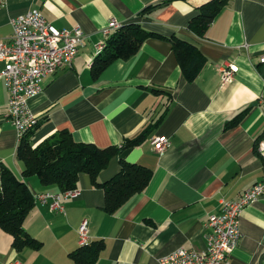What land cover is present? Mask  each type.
<instances>
[{
    "label": "crops",
    "instance_id": "1",
    "mask_svg": "<svg viewBox=\"0 0 264 264\" xmlns=\"http://www.w3.org/2000/svg\"><path fill=\"white\" fill-rule=\"evenodd\" d=\"M4 0L0 4V40L12 35L11 20L38 9L58 29L80 27L83 47L71 68H61L42 82V91L28 101L40 120L36 146L60 130L76 142L98 147L121 146L164 114L148 139L122 153L129 163L152 170L146 189L115 214L103 211L102 189L80 174L74 197L62 200L63 212L50 202H34L25 231L42 243L39 250L17 252L0 229V264H75L68 254L78 248L79 227L86 222L88 242L103 240L96 264H158L183 247L206 246L205 224L219 213L221 202L237 200L264 177V160L257 151L264 140V0H230L199 37L188 28L198 9L211 0ZM111 20L124 26L138 23L164 37L177 36L196 45L206 58L197 79L188 83L170 42L148 38L131 59L117 60L97 79L90 65L106 39ZM228 65L236 72L224 81ZM2 66L0 65V72ZM167 92L155 94L153 89ZM170 93V94H169ZM8 91L0 79V164L22 178L24 164L16 158L19 138L5 117ZM249 108L233 126L227 123ZM162 136L170 147L162 154L149 144ZM119 170L113 158L99 174L104 182ZM33 195L59 193L28 178ZM241 236L230 264H264V195L246 206L239 218Z\"/></svg>",
    "mask_w": 264,
    "mask_h": 264
},
{
    "label": "trees",
    "instance_id": "2",
    "mask_svg": "<svg viewBox=\"0 0 264 264\" xmlns=\"http://www.w3.org/2000/svg\"><path fill=\"white\" fill-rule=\"evenodd\" d=\"M172 1L174 0H162L140 14L149 12L151 7ZM229 2L230 0H211L201 6L198 14L190 19L189 30L203 37L214 17ZM148 38H161L170 42L185 81L192 83L197 79L206 64V58L196 45L175 35L161 36L144 29L138 23L120 25L106 37L103 49L90 65L92 78L97 79L117 60L131 59ZM152 92L158 94L167 90L156 88ZM248 110L249 108L236 114L227 126L239 123ZM163 115L147 124L135 137L126 139L121 146L103 148L92 143L76 142L67 130L55 132L34 146V133L42 123L38 120L35 127L22 136L16 148V158L25 167L22 178H18L8 167L0 164V229L11 237L13 249L20 252L24 249L39 250L42 247V243L31 237L24 228L25 220L34 207V195L26 181L28 178L36 177L42 186H55L60 192H67L76 190L80 174H86L93 187L102 189L103 211L107 214H115L134 195L143 192L153 176L152 170L137 163H129L121 156L125 150L143 144ZM115 157H119L118 172L109 180L100 182L99 174ZM104 247L103 240L90 241L71 251L68 257L75 264H96Z\"/></svg>",
    "mask_w": 264,
    "mask_h": 264
},
{
    "label": "built area",
    "instance_id": "3",
    "mask_svg": "<svg viewBox=\"0 0 264 264\" xmlns=\"http://www.w3.org/2000/svg\"><path fill=\"white\" fill-rule=\"evenodd\" d=\"M4 0H0L2 4ZM111 20L103 34L111 31ZM12 35L9 40H0V79L8 91L5 117L17 131L19 140L37 124V117L31 111L28 101L39 94L43 80L61 68H71L72 61L83 47L85 35L78 26L72 29H58L46 20L38 9H31L11 20ZM258 62L264 64V55ZM224 81L236 72L234 66L224 67ZM149 144L162 154L170 147V141L155 136ZM257 151L264 160V140L257 145ZM76 192L43 193L34 195V202H50L53 211L63 212L62 200L74 197ZM264 195V177L246 189L237 200L222 201L221 210L208 217L205 227L204 249L180 247L159 259L158 264H230L232 252L241 236L239 218L243 209ZM81 244L88 243L86 222L78 230ZM17 264V263H16Z\"/></svg>",
    "mask_w": 264,
    "mask_h": 264
},
{
    "label": "bare ground",
    "instance_id": "4",
    "mask_svg": "<svg viewBox=\"0 0 264 264\" xmlns=\"http://www.w3.org/2000/svg\"><path fill=\"white\" fill-rule=\"evenodd\" d=\"M119 26H120V24H118L117 22L114 23V24H112V25H111V31H107V32H105L104 36H109L110 33L113 32L114 30H116ZM103 47H104L103 43H102V44H99V45L97 46V50L100 52V51L103 49ZM154 137H155V136H151L150 139H149V141H152V139H153ZM70 192H76V190H74V191L70 190Z\"/></svg>",
    "mask_w": 264,
    "mask_h": 264
},
{
    "label": "rangeland",
    "instance_id": "5",
    "mask_svg": "<svg viewBox=\"0 0 264 264\" xmlns=\"http://www.w3.org/2000/svg\"><path fill=\"white\" fill-rule=\"evenodd\" d=\"M106 38V37H105ZM60 193V192H59Z\"/></svg>",
    "mask_w": 264,
    "mask_h": 264
}]
</instances>
